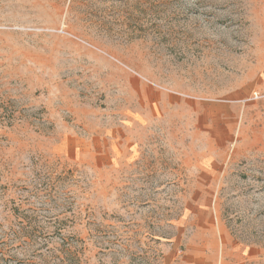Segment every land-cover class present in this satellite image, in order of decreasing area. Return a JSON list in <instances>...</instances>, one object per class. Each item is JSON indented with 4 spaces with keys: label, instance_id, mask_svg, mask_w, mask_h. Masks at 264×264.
<instances>
[{
    "label": "rangeland",
    "instance_id": "1",
    "mask_svg": "<svg viewBox=\"0 0 264 264\" xmlns=\"http://www.w3.org/2000/svg\"><path fill=\"white\" fill-rule=\"evenodd\" d=\"M206 215L264 264V0H0V264L181 262Z\"/></svg>",
    "mask_w": 264,
    "mask_h": 264
},
{
    "label": "crops",
    "instance_id": "2",
    "mask_svg": "<svg viewBox=\"0 0 264 264\" xmlns=\"http://www.w3.org/2000/svg\"><path fill=\"white\" fill-rule=\"evenodd\" d=\"M195 222L203 221V224L195 226L193 232L187 237V251L181 262L171 260L169 264H253L256 263V245H241L231 237L228 230L219 224L217 218L215 224L212 215H206L205 219L195 217ZM236 260L230 259L234 256Z\"/></svg>",
    "mask_w": 264,
    "mask_h": 264
}]
</instances>
